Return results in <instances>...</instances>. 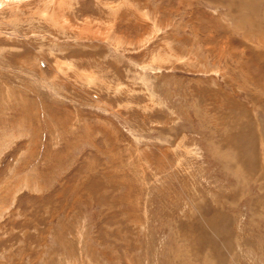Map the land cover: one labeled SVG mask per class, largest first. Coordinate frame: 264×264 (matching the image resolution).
I'll list each match as a JSON object with an SVG mask.
<instances>
[{
	"label": "rangeland",
	"instance_id": "rangeland-1",
	"mask_svg": "<svg viewBox=\"0 0 264 264\" xmlns=\"http://www.w3.org/2000/svg\"><path fill=\"white\" fill-rule=\"evenodd\" d=\"M103 5L105 87L81 0H0V264H264V0Z\"/></svg>",
	"mask_w": 264,
	"mask_h": 264
},
{
	"label": "crops",
	"instance_id": "crops-1",
	"mask_svg": "<svg viewBox=\"0 0 264 264\" xmlns=\"http://www.w3.org/2000/svg\"><path fill=\"white\" fill-rule=\"evenodd\" d=\"M109 1L114 2L115 0H81V6L82 7H81V10L79 11V13L81 15V18H83L84 14H85V18L87 15V18L83 21V23H85V24H83V26L79 29H76V27H75L76 32H73V33H76L77 35H79V34L80 35H87L88 38H90L89 41L91 43H97V46L101 45L103 47L104 54L103 55L101 54V55L104 57L105 64L104 65L101 64V66H100L101 68H99V70L95 73L98 75V77L101 78L100 80H97L96 83L102 82L104 84V87H105V83L112 84V83H114V81L116 79L118 80L117 77L113 78V80L111 79L112 81L111 80L109 81L107 79V77H108L107 73L109 74L107 66H113L115 69L116 65H118L122 59H126L124 57V55L126 54L125 51H129L130 49H135V48L137 49L138 48L137 41L139 40V38L137 40L132 39L130 37V35L122 32V31L120 32V31L116 30L117 28H119V24H118L119 22H117V20L119 18H121V16L125 13L124 11H127L126 9L120 10V11L119 10L113 11V13H112L113 15H107L108 17H113L114 19L112 20V22H110L111 26H110V29L108 30L107 34L105 33L104 30H102L103 27H106L109 24V22H107V21H109L107 16L102 17V15H101L102 11L103 12L107 11V9L105 8V6L103 4L105 2H109ZM84 5H85V8L87 6L86 10H85V8H83ZM129 12H132V11L129 10ZM133 14H135V13H133ZM136 16L138 17V15H136ZM103 18H104V20H103ZM80 20H81V25H82L83 19H80ZM98 20L101 21V23L103 22L104 26H99L98 23H96ZM105 22H107V23L105 24ZM81 25H78V26H81ZM101 34L107 35V36L112 37L114 39L118 38V39H116L117 41L121 40L123 42V43L119 44L120 45L119 48H116L118 55H115L111 52V50H113V48H111L109 46H105L104 43H102L98 40L101 38L100 37V36H102ZM145 37H147V36H145ZM141 38H143V37H141ZM149 38L150 37H148V39ZM148 39L142 45L144 47L146 46V50H147V45L149 44ZM142 46H139V47L143 48ZM129 47H133V48H129ZM119 50H121L120 53H119ZM105 53H107V54H105ZM102 56H100L101 61L103 60ZM110 60H112V62ZM136 64H137V62H136ZM120 65H121V63H120ZM102 66H106V67H102ZM111 76H112V74H111ZM95 86H98V85H95ZM107 91L110 92V87L107 88Z\"/></svg>",
	"mask_w": 264,
	"mask_h": 264
}]
</instances>
